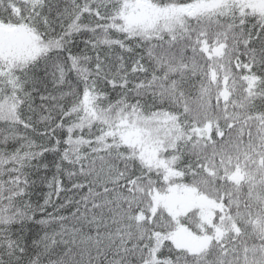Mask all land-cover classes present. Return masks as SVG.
<instances>
[{"label":"snow or ice","instance_id":"1","mask_svg":"<svg viewBox=\"0 0 264 264\" xmlns=\"http://www.w3.org/2000/svg\"><path fill=\"white\" fill-rule=\"evenodd\" d=\"M0 264H264V0H0Z\"/></svg>","mask_w":264,"mask_h":264}]
</instances>
